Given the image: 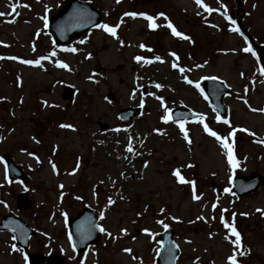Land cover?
<instances>
[{"label":"rangeland","instance_id":"obj_1","mask_svg":"<svg viewBox=\"0 0 264 264\" xmlns=\"http://www.w3.org/2000/svg\"><path fill=\"white\" fill-rule=\"evenodd\" d=\"M64 1L0 0V222L13 213L33 231L27 252L11 232L0 231V264H27L32 253L60 254L64 264H155L164 224L174 232L177 264H229L234 252L237 264H264V215L256 211H264V183L239 197L231 186L236 176H264L260 54L233 30L240 15L264 47V0H241L244 13L236 12L233 0H201L204 7L196 0H80L98 9L99 24L119 25L116 35L94 26L58 47L44 18ZM130 12L152 16L157 27L149 28L143 16L125 15ZM90 17L82 10L78 21ZM169 22L189 39L172 35ZM208 77L228 87L222 101L229 124L216 119L205 98L202 81ZM66 88L71 92L64 97ZM156 97L171 111L203 116L204 124L227 138L237 165L229 166L227 149L204 131L200 118L183 121L191 143L185 141L178 123L163 121ZM128 108L140 114L123 123L119 111ZM130 143L134 152L126 151ZM2 156L23 170L24 180L7 177ZM174 170L194 184L179 182ZM21 193L29 203L25 209L17 206ZM83 206L98 212L105 231L76 256L66 220ZM222 215L240 234L239 248Z\"/></svg>","mask_w":264,"mask_h":264},{"label":"water","instance_id":"obj_2","mask_svg":"<svg viewBox=\"0 0 264 264\" xmlns=\"http://www.w3.org/2000/svg\"><path fill=\"white\" fill-rule=\"evenodd\" d=\"M234 3L236 12L244 13L241 0H234ZM82 10L87 11L91 15L90 19L78 21L79 13ZM72 14H76L77 17L72 19ZM99 23L100 15L96 8L84 1L65 0L63 6L50 18L47 24V33L51 36L52 42L55 45L66 46L73 39L80 37L89 28ZM237 24L245 37L248 38L250 44L254 46L251 36L242 28L240 15H237ZM255 47L260 50L261 56L259 58V63L264 69V47L260 45H255ZM202 85L210 106L221 119H225L227 110L222 101V97L228 93V87L219 80L208 78L203 80ZM70 92V89L66 88L64 97H67V93ZM139 114V108L123 109L119 111V119L123 123H126ZM170 116H172V121H194L199 118L198 114L185 108H176L172 110ZM3 162L11 179L15 181H22L25 179L22 170L13 163L10 157L4 156ZM261 183H264V177L253 172L248 176H236L232 179L231 186L233 193L239 197L256 191ZM17 206L20 209H25L29 206L27 197L24 193L17 196ZM66 225L71 246L77 256L86 251L90 246L98 243L101 238V231L98 225V213L88 206L80 207L74 216L66 220ZM0 231L11 232L16 244L24 252L28 251L29 239L33 231L18 216L13 213H8L3 216L2 222H0ZM173 234L172 228H166L163 232L158 234V242L161 248L156 257L155 264H176L179 249L173 240ZM43 263L63 264V261L58 254L46 258L38 253L29 255V264Z\"/></svg>","mask_w":264,"mask_h":264},{"label":"snow or ice","instance_id":"obj_3","mask_svg":"<svg viewBox=\"0 0 264 264\" xmlns=\"http://www.w3.org/2000/svg\"><path fill=\"white\" fill-rule=\"evenodd\" d=\"M117 2H119V0H117ZM196 3H197L198 5H200L201 7H204V5L201 3V0H196ZM24 6L27 7V5H24ZM12 7H13V12H15V6H12ZM206 10H207V11H212V9H206ZM2 15H5V14H4V13H0V16H2ZM125 15H126V16H131V17H133V18L136 17V16H138V15H139V16H143L144 19H146V20L149 22V23H148V27H149V28H151V29H155V28L157 27V25L154 23V18H153L152 16L145 15L144 13H135V12L125 13ZM159 15L163 16L164 14L161 13V14H159ZM44 19H45V23H47V18L45 17ZM164 19L167 20V17L165 16ZM166 26L171 30L172 35H174V36H182L183 39H189L187 36H183L182 33L178 32V31L173 27V25H172L170 22L167 23ZM96 27H98V28H102L105 32L111 34L112 36H115V35H116V27H119V25H117L116 27H109L108 25L99 24V25H96ZM233 30L236 31L237 29H233ZM81 43H84V41H81ZM140 47H141V48H144L145 46H144L143 44H141ZM69 51L75 52L76 49H70ZM243 51H244V52H250L251 49L248 48V47H246V48L243 49ZM50 55H53V56H54L55 53H54V52H53V53H50ZM172 55H174V54H172ZM253 55H254V53H253ZM46 58H47V57H44V59H46ZM12 59H15V57H13ZM134 59H135L136 61L139 62V61H141V60L143 59V57L137 56V57H135ZM156 59L159 60L160 57H156ZM21 62H22V63H25V64H33V63H35V64H39V63H40L39 60H36V61H32V60H23V61H21ZM148 62H149V61L145 60V63H148ZM56 64H57L58 67L67 68V65L64 64V63H62V62H60V61H56ZM172 67H173V68H176V67H177V64L173 63V64H172ZM197 67H202V65H197ZM180 71L183 72L184 69L181 68ZM261 74H264V69L261 70ZM184 79H185L186 83H188V84H192V83H193V81H192V80H189L187 77H185ZM208 79H213V80H215V79H217V78H216V77H208ZM195 86H196L197 88L200 87L199 83H197ZM155 87H156L157 89H159V88L162 87V85H160V84H156ZM201 94H203V93H201ZM147 95L151 96V95H153V93H147ZM156 98H157L158 100H160L161 107L164 108L165 115L162 117V119H163V121H164L165 123H167L169 120H172V116L168 115V113L171 112V109L165 107L164 102H163V99H162L161 97H156ZM205 98H207V97H205ZM142 103H143V100H141V104H142ZM251 110H252V111H256L257 109H251ZM259 111L264 112V108L259 109ZM216 119H217V120H220L221 118H220L219 116H217ZM199 122H200L201 124H203V129H204V131H205L208 135L213 136V137L216 138L217 141H221V142H222V143H221V146H222L223 148L227 149V159H228V164H229V166H230V167H235V166L237 165V161H236V159H235V157H234V155H233V153H232V146L227 142V138H223V137L219 136L215 131L211 130V129L208 127L207 124H204V118H203V116L200 117ZM176 123H178L179 128H180V131H181V133H183V138H184V140L187 141L188 143H191V141H190V139H189V136H188V132H187L186 129H185L184 122H183L182 120H177ZM223 123H225V124H229V121H228L227 119H225V120H223ZM60 126H61V127H69V128L72 127L71 125H60ZM154 131H156V130H154ZM233 131H235V129H233ZM241 131H247V130H246V129H241ZM231 135H232V133L230 132V133H229V136H231ZM129 139L131 140V138H129ZM126 151H128V152H134V149H133V147L131 146V143L127 146ZM50 163H51V162H50ZM145 166H147V163H146V162H145ZM189 166H190V165H189ZM52 169H53V172L55 173V172H56V167H55L54 164L52 165ZM74 171H75V170H74ZM172 174H173L174 176H177V177L179 178V182H181V183H185V182H186V183H189V184H194L193 181H185L184 178H183L182 176H180V174H179V170H174ZM121 175H123V174H121ZM59 187L62 188L63 185H60ZM224 191H225V192H228L229 189L225 188ZM62 195H63V193H61V196H62ZM198 198H199V197H197L196 195H193V199H198ZM77 199H79V197H77ZM0 203H2V202H0ZM108 203H109V204H112L113 201H112L111 199H109V200H108ZM212 207L215 208V207H216V204L214 203V204L212 205ZM160 211L163 212L164 209L161 208ZM256 211H257V212H261V214L264 215V211H262L261 209H256ZM137 215H139V213H138ZM233 215H235V214H233ZM241 215H246V213H241ZM101 216L103 217V213H101ZM173 219H176V218H173ZM198 219H201V220H202V219H204V217H198ZM157 223H162V222H161V221H157ZM221 223L224 224V227H225L226 229H229V232H230L231 236H234V237H235V239L232 240L231 243H233V244L236 246V248H239V247H240V244H241V238H240V234L238 233L237 229H236L233 225H231V224H229V223H226V222L224 221V219H223V215L221 216ZM164 227L167 228L168 225H167V224H164ZM99 230H100L101 232H104V231H105V229L102 228V227H101ZM125 231H126V230L121 229V232H122V233L125 232ZM144 231H145V232H148L147 229H144ZM113 238L115 239V237H113ZM228 239H229V237H228V236H225V240H228ZM123 251H125V252H130V249H127V248H126V249H123ZM236 254H237V253L234 252L232 256H229V257H228L229 264H237V261H236V259H235ZM243 254H244L243 252H240V253H239V255H243Z\"/></svg>","mask_w":264,"mask_h":264},{"label":"bare ground","instance_id":"obj_4","mask_svg":"<svg viewBox=\"0 0 264 264\" xmlns=\"http://www.w3.org/2000/svg\"><path fill=\"white\" fill-rule=\"evenodd\" d=\"M75 15H76V14H75ZM73 18H76V17H73V15H72V19H73Z\"/></svg>","mask_w":264,"mask_h":264},{"label":"trees","instance_id":"obj_5","mask_svg":"<svg viewBox=\"0 0 264 264\" xmlns=\"http://www.w3.org/2000/svg\"><path fill=\"white\" fill-rule=\"evenodd\" d=\"M255 41H256V38H255Z\"/></svg>","mask_w":264,"mask_h":264}]
</instances>
